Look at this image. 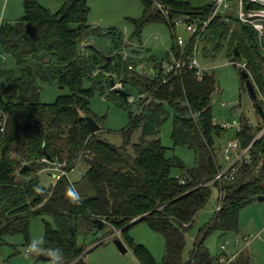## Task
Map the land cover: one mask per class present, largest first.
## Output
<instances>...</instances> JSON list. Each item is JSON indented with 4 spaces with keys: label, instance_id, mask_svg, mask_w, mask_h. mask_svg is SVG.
Wrapping results in <instances>:
<instances>
[{
    "label": "trees",
    "instance_id": "16d2710c",
    "mask_svg": "<svg viewBox=\"0 0 264 264\" xmlns=\"http://www.w3.org/2000/svg\"><path fill=\"white\" fill-rule=\"evenodd\" d=\"M61 1L62 8L52 12L36 0H27L24 16L0 31V53L8 56L0 62V245L7 236L18 234L30 243L31 221L42 217L50 220L44 221L42 247L65 264L82 262L87 251L77 242L80 228L97 234L107 226L120 231L139 264L218 262L220 256L213 258L205 246L207 238L216 232L239 233L241 210L264 196V136L256 140L264 121L258 128L242 122L235 139L241 150L250 147L248 155L217 179L222 170L214 148L224 130L213 115L212 99L218 90L214 73L206 72L201 81L196 71L188 68L177 76H167L162 66L169 56L163 61L152 57L151 71L155 73L150 78V70H140V61L124 59L123 34L115 29L108 32L113 44L108 56L103 57L102 52L88 55L84 45L93 36L101 35L100 28L89 23V0ZM141 1L143 16L131 19L135 26L132 38L140 43L148 24L174 26L171 22L182 16H187L189 22L205 21L213 8L212 4L197 8L177 0ZM157 4L167 11V17ZM230 15L215 17L203 38L215 46L229 38L234 48L232 56L244 58L246 69L242 71L250 74L258 91L253 105L259 114L257 103L264 108V38L259 40L255 35L254 43L246 24L242 34L233 30ZM180 49L172 51L178 56ZM187 50L188 55L193 53V41ZM107 57L112 58L111 63L99 71ZM5 60L12 65H5ZM86 80L93 87L86 89ZM113 81L128 93L133 87L140 98L126 100L112 89ZM54 82L68 88L70 94L59 96L52 104L42 103V85ZM95 89L103 95L109 92V98L129 111L130 123L123 130L122 147L104 141L103 128L94 133L87 125L84 117L91 116ZM132 108L137 112L130 111ZM172 114V140L175 146L195 151L196 164L192 168L169 157L159 138ZM138 129L142 137L132 154L128 147ZM44 159L50 164H66L67 171L84 163L87 170L81 181L86 182L92 194L83 196L76 183L65 177L49 188L42 186L39 175L50 165ZM25 166L28 169L20 174ZM175 169L180 176L173 174ZM215 192L220 195L219 210L200 230L190 259L185 261L187 233ZM96 220L104 221L105 226L99 228ZM141 222L164 237L163 263H158L151 251L130 235V228ZM242 253L234 264H251L250 255Z\"/></svg>",
    "mask_w": 264,
    "mask_h": 264
},
{
    "label": "rangeland",
    "instance_id": "374dc122",
    "mask_svg": "<svg viewBox=\"0 0 264 264\" xmlns=\"http://www.w3.org/2000/svg\"><path fill=\"white\" fill-rule=\"evenodd\" d=\"M27 0H0V31L8 24H13L20 20L25 13L24 4ZM38 3L48 8L52 12L59 11L63 3L61 0H36ZM188 2L194 7L200 8L208 4L215 3L217 0H177ZM91 14L89 23L100 28L101 35L93 36L89 45L92 47L84 48L86 54H101L103 57L113 49L112 40L108 32L117 30L123 34L126 49L124 56H130L132 50L139 49L142 55L154 56L157 60L173 59L172 50L177 48L178 38H182L188 45L191 34L187 30V16L174 19V26L164 23L148 24L142 32V41L132 38L135 26L131 19H140L143 16L144 6L141 0H89ZM179 21L178 25L175 22ZM245 24L239 21L237 14L230 15V27L242 34V28ZM229 38L224 40L220 45H214L213 42L203 38L198 49V61L200 65L214 73L218 90L212 99L213 115L215 123L219 126L229 123L235 124L233 129L224 131L221 137L216 139L214 153L222 171L230 168L234 160L233 152H231L232 160H228L225 154V148L230 141L235 140L240 130L242 122H248L253 128L262 126V119L257 113L252 101L249 98L246 82L242 77V67L244 58H234L232 49L229 45ZM236 50V47H235ZM8 56L0 53V62ZM137 59V58H136ZM7 66H11L10 60H5ZM112 61V60H111ZM141 66L146 69L144 73L149 72L154 66V62L150 58L141 61ZM111 63V62H110ZM108 76H112L108 74ZM117 80L118 78L115 77ZM118 82V81H117ZM118 86L121 84L118 82ZM86 89L93 87L89 80L84 83ZM131 91L130 102L137 101L140 96L133 88ZM70 94L68 88H61L57 82L42 85L40 101L46 104H52L59 96ZM103 95L99 89L94 90L91 99V116L98 120V124L103 128L101 138L108 143L122 147L124 143L123 130L130 123L129 111L117 104L114 98ZM1 95V91H0ZM137 112V110H130ZM173 131V114L170 115L168 121L164 124L159 136L161 143L168 149L169 157H176L187 168H192L196 164V153L187 147L175 146L172 140ZM142 137V130H136L128 147L130 153L134 154V145L139 143ZM87 166L84 163H78L69 177L76 188L83 196L91 195V191L86 182L81 181V175L85 174ZM173 174L180 176L178 169ZM42 186L49 188L55 183L52 174L42 172L39 175ZM220 205V195L215 192L207 207L201 211L193 227L187 233V245L183 254V259H190L191 251L194 243L202 228H204L214 217ZM50 221L46 218L35 217L30 225V243H28L24 235L18 234L7 236L5 242L0 245V264H65L60 258L50 251H45L42 247L45 239V222ZM239 233L222 234L216 232L211 234L205 241V246L210 251L213 258L221 256L220 245L226 241H231L232 246L229 247V253L236 249L245 247L248 238L251 236L261 235L255 239L250 248L245 249L244 254L250 255L251 264H264V201L258 198L248 206L244 207L240 212ZM116 231L107 226L97 234L84 231L80 228L77 242L80 246L87 247V251L81 257L82 262L73 261L69 264H139L134 257L132 250L127 246L128 252L123 254L115 244L116 239L124 240L123 236H112ZM130 235L135 242L147 247L158 263H163L166 243L164 237L148 227L146 223H136L130 228ZM241 238L242 243L237 246L236 241ZM124 242V241H123ZM103 243L101 246H99ZM242 253V254H243ZM47 256L46 260L42 256ZM214 264H218L215 261Z\"/></svg>",
    "mask_w": 264,
    "mask_h": 264
},
{
    "label": "built area",
    "instance_id": "2783aa9c",
    "mask_svg": "<svg viewBox=\"0 0 264 264\" xmlns=\"http://www.w3.org/2000/svg\"><path fill=\"white\" fill-rule=\"evenodd\" d=\"M158 8L162 11V13L167 17L168 13L167 11L160 5L157 4ZM226 14H237V17L240 22L243 24H246L248 27H252L254 29L255 35L258 36L259 40H262L264 38V0H217L213 4L212 13L210 17L205 21H188L187 23V30L191 34V39L188 42V45L185 44V41L182 38H178L177 41V47L180 49V54L177 56L176 53L173 54V59L169 61H165L163 63L162 69L164 73L167 76H177L179 73H181L184 69L188 68L189 70H195L196 71V77L198 81H201L205 75L206 72H209V70L203 68L199 61H198V49L199 45L202 41L203 36L205 35L206 31L209 29L212 21L215 17L220 15H226ZM179 21L175 22V25H178ZM193 41V53L191 55H188L187 47L191 44ZM128 56H124V59H127ZM243 69H246V63L239 64ZM130 70L133 69V66L129 67ZM140 70H144V67L141 66ZM166 82V81H165ZM121 88V86H118ZM236 125L229 123L223 124L222 128L224 131L233 129ZM264 136V129L259 133L257 136V139H260ZM250 147L245 150H241V145L239 140L235 139L234 141L230 142L228 146L225 148V154L228 160H232V156L230 155L231 152H233L234 160L231 163V166L229 169L222 171L217 179H222L223 176L227 174V172L235 167L236 165L242 163L244 158L248 155ZM45 163L50 164V161L47 159L43 160ZM71 171L66 170V164L64 163H52L44 169L43 172H48L53 174V177L55 179V182H58L62 178H68L70 179L69 175ZM72 182V181H71ZM219 210V207L218 209ZM112 236L119 237L120 231H116L115 234ZM261 235L258 236H251L248 238L245 247L242 249L237 250L235 253H229L228 249L230 246H232L231 241H226L224 244L220 245V250L222 252L221 256L219 257L218 264H234L241 253L247 249L250 248L252 242L255 239L260 238ZM242 243L241 238L239 237L236 241V245L239 246Z\"/></svg>",
    "mask_w": 264,
    "mask_h": 264
},
{
    "label": "water",
    "instance_id": "95a60500",
    "mask_svg": "<svg viewBox=\"0 0 264 264\" xmlns=\"http://www.w3.org/2000/svg\"><path fill=\"white\" fill-rule=\"evenodd\" d=\"M247 29L249 31V34H250L253 42L256 43V37H255L254 29L252 27H248ZM235 51H236V56H238L239 55L238 49L236 48ZM111 60H112L111 57H107V62L99 68V71L104 70L108 66V64L111 62ZM154 73H155L154 70H152L150 73V78L154 77ZM242 77L246 82V87H247V91H248V95H249L250 100L252 101V103H256V101L258 100V91L256 89V86H255L250 74L244 70L242 72ZM2 85L4 86L5 84L3 83ZM112 89L115 90L117 94L123 96L126 100H130L131 94L124 91L122 88L118 87V85L114 81L112 82ZM257 109H258L260 117L264 121V108L259 103H257ZM84 118L87 122L88 127L90 128V130L92 132L98 133L101 131V126L96 122V120L93 117L86 116ZM27 169H28V166H25L21 170L20 174H23ZM258 200L264 201V196H259ZM96 223L99 225V228H103L105 226V222L102 220H96ZM115 244L123 254H126L128 252V248H127L126 244L122 240H120L119 238L115 240ZM46 258H47L46 255L42 256L43 260H46Z\"/></svg>",
    "mask_w": 264,
    "mask_h": 264
},
{
    "label": "crops",
    "instance_id": "0c3cea01",
    "mask_svg": "<svg viewBox=\"0 0 264 264\" xmlns=\"http://www.w3.org/2000/svg\"><path fill=\"white\" fill-rule=\"evenodd\" d=\"M212 5L214 4V3H211ZM92 25V24H91ZM92 27H94V28H97V27H95L94 25H92ZM90 45L87 43V44H85L84 45V48H87V47H89ZM90 47H92V46H90ZM172 54H174V52L172 51ZM127 56H128V58H134V59H136V60H138V61H143V60H145L146 58H152V57H154V56H148V55H142V52L139 50V49H135V50H132V53L130 54V56L127 54ZM127 58V59H128ZM169 60H172V59H169ZM169 60H167V61H169ZM142 63V62H141ZM146 68L144 67V70H145ZM151 69L152 68H150V71H151ZM232 141H234V140H232ZM232 141H230V142H232ZM51 174V173H50ZM53 175V174H52ZM81 177H82V175H81Z\"/></svg>",
    "mask_w": 264,
    "mask_h": 264
}]
</instances>
